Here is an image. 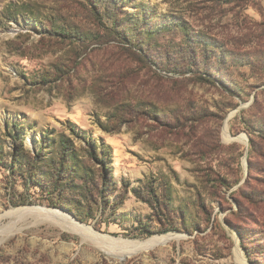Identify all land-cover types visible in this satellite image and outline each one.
Returning a JSON list of instances; mask_svg holds the SVG:
<instances>
[{
	"label": "rangeland",
	"instance_id": "rangeland-1",
	"mask_svg": "<svg viewBox=\"0 0 264 264\" xmlns=\"http://www.w3.org/2000/svg\"><path fill=\"white\" fill-rule=\"evenodd\" d=\"M143 3L156 12L145 28L156 45L152 60L115 37L86 0H0V264H264V0ZM125 11L133 19L127 27L134 26L133 8ZM165 19L180 25L159 32L155 25ZM60 27L70 37L60 36ZM197 37L222 41L242 58L224 69L231 87L153 64L167 63L164 50L171 61L185 62L179 54L195 47L200 58ZM139 103L163 122L144 114L114 117L117 107ZM225 128L234 139H226ZM52 131L53 139L70 137L78 149L111 152L116 191L107 207L97 198L85 223L69 209L48 207L41 190L25 184L27 160ZM241 136L245 142L235 139ZM148 183L159 195L166 190L169 208L161 219L176 230L139 237L138 221L153 211L134 193L146 197ZM79 191L74 184L68 193ZM24 199L30 204L14 206ZM20 208L29 211L11 213ZM30 208L59 210L128 243L179 237L141 247L110 241V253ZM80 209L86 213L85 205Z\"/></svg>",
	"mask_w": 264,
	"mask_h": 264
},
{
	"label": "trees",
	"instance_id": "trees-1",
	"mask_svg": "<svg viewBox=\"0 0 264 264\" xmlns=\"http://www.w3.org/2000/svg\"><path fill=\"white\" fill-rule=\"evenodd\" d=\"M86 1L93 4L94 7L99 8L97 9V13L99 12L103 19L111 23L109 29L115 37L120 39L123 44H127L126 46L130 47V49L142 50L140 57L144 60H152L151 52L156 50V45L150 39L148 29L145 28L149 25L151 19L155 18L156 12L144 5V0ZM127 7L133 8L131 15L135 16L137 21L132 27H127V23L133 21L130 17L128 20L125 19V16L130 14L125 11ZM122 15L123 22H120L119 17ZM165 21L163 20L156 24V30L161 32L163 29L175 28L180 25L179 22L170 23L166 19ZM58 30V34L63 37H70L72 34V31H69L65 27H60ZM149 31L151 30L149 29ZM196 43L201 47L200 58L197 56V48L195 47L189 48L184 54H179L185 58V62L184 59H181L182 61H171V54L167 50H164L166 54L164 58L167 63L163 64V61L155 60L156 62L163 63L161 65L159 63L153 64L160 66L163 71L177 74L199 72L200 76L198 78L203 82L215 85V81H218L224 87H231L225 78L226 72L224 69H229L232 64L242 63V58H239L233 50L227 48L224 42L216 39L199 38ZM132 50L130 51L133 52ZM151 108L146 107L142 103L137 104L136 107L123 105L114 110V117L123 119L127 116L144 114L147 117H155L162 120L163 115H157ZM260 131L264 133V126L260 128ZM52 133L54 131L43 134L38 152L27 160V167L23 174L25 184L32 183L31 185L38 187L43 193L42 202H46L48 207L69 209L73 212L76 219L85 223L89 217H92L91 206L96 204L97 198L101 200L104 207H107L110 205L112 194L116 191L110 161L111 152L109 150L101 152L96 147L88 146L78 149L70 137L61 134L56 139H53ZM261 138H264V136L261 135ZM21 147L22 142L14 143V157H16ZM49 148H54L55 151L53 153L49 152ZM49 154H52V157H49ZM89 165L94 168L93 172ZM74 184L80 189L79 193L75 196L73 193H68ZM126 189L127 182L125 181L122 183V191L125 192ZM134 195L146 203L153 211L152 216L145 217V222L142 220L138 221V226L136 227L137 236L150 237L154 234H165L176 230L174 225L170 223V219H164L166 225L161 219L167 216L165 214L167 208H169L168 199H166L167 193L163 187L161 195H159L155 192L154 186L148 183L146 197L140 195L138 191ZM122 201L123 195L121 194L111 204L113 210L118 208ZM24 204L30 203L24 199L22 202L14 203V206ZM84 205L86 213H83L80 209ZM178 211L179 214H183L182 210ZM150 220H157L160 223V228L158 230L154 229ZM182 226H184V222ZM246 253L249 256L251 251L246 249Z\"/></svg>",
	"mask_w": 264,
	"mask_h": 264
},
{
	"label": "bare ground",
	"instance_id": "bare-ground-1",
	"mask_svg": "<svg viewBox=\"0 0 264 264\" xmlns=\"http://www.w3.org/2000/svg\"><path fill=\"white\" fill-rule=\"evenodd\" d=\"M225 130V137L227 140H232V138L227 131V128ZM242 137V136H241ZM236 137V140L245 142L244 137ZM32 211L31 213L38 214L41 218H44L45 220H48L50 223H54L55 226L60 227L70 233H73L75 235H78L85 241L91 242L94 246H96L99 249L106 250L107 252L111 253V248L116 246V243L120 242L122 243L121 246L123 247H141V246H152L160 243H165L167 241H170L172 239L178 238L176 234H168L161 237H155L153 239L148 240L147 242L141 244V243H128L126 241H121L118 239L109 238L107 236L101 235L97 232H94L89 226L80 224L73 220L72 218H68L65 214H63L59 210H53V209H42V208H30ZM27 211H29L27 208H20L12 210V214H24ZM113 241L115 243L112 247L107 246V242ZM245 263V261H244Z\"/></svg>",
	"mask_w": 264,
	"mask_h": 264
},
{
	"label": "water",
	"instance_id": "water-1",
	"mask_svg": "<svg viewBox=\"0 0 264 264\" xmlns=\"http://www.w3.org/2000/svg\"><path fill=\"white\" fill-rule=\"evenodd\" d=\"M62 210H64V209H62ZM65 211V210H64ZM73 217V216H72ZM74 218V217H73ZM75 219V218H74Z\"/></svg>",
	"mask_w": 264,
	"mask_h": 264
}]
</instances>
